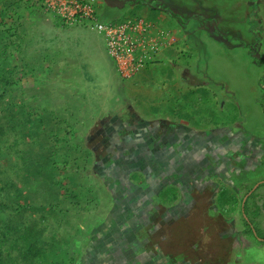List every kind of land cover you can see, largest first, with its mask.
Returning <instances> with one entry per match:
<instances>
[{
    "label": "rangeland",
    "instance_id": "1",
    "mask_svg": "<svg viewBox=\"0 0 264 264\" xmlns=\"http://www.w3.org/2000/svg\"><path fill=\"white\" fill-rule=\"evenodd\" d=\"M143 2L95 0L98 20L142 18L154 27L158 52L134 76L122 79L94 23L65 18V0H0V264H121L126 257L112 251L119 249L108 247L112 243L105 253L113 260L86 257L103 242L93 222L124 217L125 210H133L126 197L156 211L158 188L165 186L166 207L178 203L181 215L168 212L166 223L158 213L152 222L147 218L154 226L144 227L150 243L168 247L166 226L188 223L192 241L175 240L183 257L178 261L264 264V239L250 231L264 236V62L259 61L264 58V0H244L233 10L226 3L207 27L196 23L190 40L197 46L191 49L189 40L170 36L176 28L147 8L153 3ZM171 61L188 65L194 85L181 82ZM130 118L139 130L145 119L164 121L167 129L184 119L201 138L218 132L217 156L198 148L192 167L183 171L214 177L201 183L184 176L178 182L175 168L164 176L153 163L144 178L137 176L139 183L131 178V189L122 195L129 189L120 187L125 169L139 160L104 163V149L112 147L110 138L117 141L112 131L119 128L125 137ZM187 151L195 156L194 147ZM199 184L214 192V207L210 197H193ZM180 186L190 188L198 205L190 208L180 200ZM218 201L223 205L217 210ZM136 243L150 253L137 257L136 264L159 261L155 247ZM123 244L126 249L131 242Z\"/></svg>",
    "mask_w": 264,
    "mask_h": 264
},
{
    "label": "crops",
    "instance_id": "2",
    "mask_svg": "<svg viewBox=\"0 0 264 264\" xmlns=\"http://www.w3.org/2000/svg\"><path fill=\"white\" fill-rule=\"evenodd\" d=\"M124 1H128V0H124ZM143 1L153 3V5H151V6L147 5V8L157 12L159 18L167 20L168 23L172 22L174 27L176 28V29L173 28V30L169 33L170 36L172 38L173 37L182 38V41L184 40V42H185V40H189V42H188L189 46L188 47H189V49H191L193 44H195V46H197V43H195V42H193V44H192V40H193L192 39V29L194 28V26H196L195 25L196 23H199V20H196V19L192 20L190 18L187 20L188 17H190L194 14V11H192L190 9V8H192V6H190L188 8L187 6L183 5L181 2H185V3L186 2H192V1H194V3L198 2V1L201 2L202 4L200 3V7H201L200 11L197 9L196 12H203L204 8H206V14L207 15H203L202 17H204L205 19H211V16L215 14V10L218 13L219 12L222 13V10L225 8L226 3H231L232 10H233V7H236L238 2H241L244 0H143ZM165 6L168 7L170 10L174 11L179 16V18L181 19L180 20L181 22L178 19H175V18L168 16L167 13L162 11L161 9L164 8ZM178 8H180L183 11V13H180V12L177 13ZM155 12H153V14ZM229 15H230V13H229ZM200 22H201V20H200ZM205 22L206 21H204L203 25H200V26H203L204 28L207 27V25H205ZM212 33H213V31H212ZM195 38L196 37H194V39ZM190 39H192V40H190ZM177 43L180 44V42H177ZM182 45L185 46L186 43L182 42ZM186 47H187V45H186ZM183 50H184V48H183ZM170 64H171L170 67L175 69L174 71L177 74L179 73L181 75V76L180 75L179 76H180V80L182 83L186 84V82L188 81V84H186V85H188V86L194 85L193 81L195 80V78L193 77V75H191L190 68L188 67V65L184 64L183 66L179 65L178 67H176L175 65L172 64V61ZM178 70H179V72H178ZM181 77H182V79H181ZM190 81H192V83ZM176 82H177V80H176ZM102 98L104 99V96H102ZM119 108L121 109V106H119ZM129 108L133 109L135 114L140 113L137 109L133 108L131 105L129 106ZM145 122H147L146 119H145L144 123ZM156 122L158 124H160L159 123L160 121H156ZM162 122H164V121H162ZM179 122H180L179 126L174 125L171 128H175V130H183V131H191L192 129L195 131L197 130L195 128L190 127L188 125V123L184 122V119H181ZM166 124L164 123V125H166ZM129 125H130V121L126 122V126H127L126 128L127 129H130ZM168 125H170V123H168ZM187 125L190 128L185 127ZM177 127H180L182 129H180V128L178 129ZM194 133L200 135L197 131ZM177 174L178 175H176V173H174L175 178H176L175 181H178V182H181L182 178H185L184 176L190 177L188 175V173H186V172H184V173H182V172L178 173L177 172ZM138 175H140L141 178L145 177V176H143V174H138V173H134V172L130 173L129 180H125V187L121 188V190L123 189L125 191V189H127V188H129V189H127V191L123 192L122 195L125 194V197H126L128 191L131 189L130 186L133 185L132 180L137 181L138 183L140 182L141 178L137 177ZM213 177H214V175L212 173H209V174L204 173L201 175L195 174V175H192L190 177L191 179H189V182H191V180L193 178H194V180H196L198 178L199 182L202 181L201 183H206L207 181H211L210 178L212 179ZM131 178H133V179L131 180ZM128 184H131V185L129 187H127ZM199 186L200 187H196V189L193 190L194 191L193 197H196L197 200L202 198L203 201L205 200V199H203L204 196H205V198L210 197V198H212V200H211L212 201L211 202L212 207H214V204H213L214 192L213 191L209 192L208 189L203 188V186H201L200 184H199ZM166 188L167 187L165 186V187L158 189V193H157V196L155 198V200H158L157 205H155L156 211L153 210L152 207H149V205L140 204V203L135 204V202H137L138 199L135 200V198H134V200H133V198L129 199V197H126L127 200H129L131 202V205H132L131 208H133V210H131V209L125 210V212H124L125 216L124 217H121L120 214H117V215H115L114 220L113 221L110 220V221H108V223L107 222H101V221L99 222L98 221L99 218H97L93 222V225L95 226L97 238H98V236H100L99 241H101V240L103 241L102 246L100 249L95 250L91 254H87L86 257H88V259L90 261L94 260L95 262H96V259H103L104 257H109V256H111L110 259L113 260L112 254L105 253V251L107 250L108 247L111 248L113 246V247H117L119 249L113 248V249H111L112 251L120 253L119 255H122V257H126V260L121 264H136L134 260H136L137 257L140 256L142 258V257H147V256L149 257L150 256V253L148 251L142 252V250L139 249L140 246L136 245V244H138L136 242H138V240H140V242L145 241L147 244L151 245V247L152 246L155 247V250H153V251L156 252L155 256L157 258H159V261H157L155 264H161V263L162 264H178L179 262L180 263L184 262L183 264H196V262H194V261H190V262L189 261H183V260L178 261L179 258L183 259V257L180 253H177V248H176V243H175V240L176 241L177 240L183 241L184 238H186L184 240L192 241V228H191L190 224L185 223L182 227H180L179 224H175V223H174V225L166 226L167 227V236H169V238H170L169 239L170 245H168V247H165L164 243L162 246L160 244L157 246V244H154L155 243L154 241L152 243H150L149 240L151 239V237L148 235L146 230H144L145 229L144 227L147 225L145 218L150 219V222H152V221H154L153 217L157 213L159 214L158 218L159 219L161 218V223L163 221L166 223L167 219L165 216H167L168 212L170 214H172L173 215L172 217H174V218H177L181 215L177 209L178 203L172 205V207H166V206H169L167 203L168 201H166V198L168 196L167 195L168 191ZM186 189H182V186H180V189H178V191L181 194L180 200L182 199L184 201L185 205H188L190 208H192L195 206V204H197V201H195V199L194 200L192 199V191L190 190V188L188 190H186ZM134 192H135L134 193L135 195H138V194L140 195L139 190L138 191L136 190ZM185 196L189 197L190 200L186 201ZM245 200L246 199L244 198L243 199V205L245 203ZM138 201L141 202L143 200L139 199ZM222 205H223V203L218 201V203H217L218 207L216 206L214 209H217V208L221 209ZM139 210L143 211L142 216L140 215L141 213H138ZM117 213H119V212H117ZM138 215L141 217L140 219H139ZM88 220H89V222H91L90 216H88ZM147 226L152 228V230L154 229V226L151 223H149ZM150 228H149V234H151V232H152V230ZM135 234L137 236H135ZM138 234L140 235L139 238H137ZM221 236H223V235H221ZM116 239H119V240H116ZM125 241L126 242L130 241L131 245H132V247H131V245L126 247V249L128 251H126V249L122 248L124 245H126V244H123ZM107 243H112V245L110 244V246H108ZM115 243H116V245H114ZM104 246L106 248H102ZM120 247H121V249H120ZM131 249L133 250L132 252H131ZM111 250H109V251H111ZM175 251H176V253H175ZM140 257L138 258L139 260H140ZM87 261L88 260H86L84 263L89 264ZM102 264H107V262L104 260L102 262Z\"/></svg>",
    "mask_w": 264,
    "mask_h": 264
},
{
    "label": "built area",
    "instance_id": "3",
    "mask_svg": "<svg viewBox=\"0 0 264 264\" xmlns=\"http://www.w3.org/2000/svg\"><path fill=\"white\" fill-rule=\"evenodd\" d=\"M65 12L67 20L94 23V29L104 39L107 55L122 79L134 76L159 50L158 40L152 36L154 27L142 18L98 20L95 0H65Z\"/></svg>",
    "mask_w": 264,
    "mask_h": 264
},
{
    "label": "flooded vegetation",
    "instance_id": "4",
    "mask_svg": "<svg viewBox=\"0 0 264 264\" xmlns=\"http://www.w3.org/2000/svg\"><path fill=\"white\" fill-rule=\"evenodd\" d=\"M200 3L201 2H199V1L196 3H194V1H192V2H186V4H183V5L187 6L188 8L190 6H192V8H190V9L192 11H194V14L192 16L188 17L187 20L189 18L192 20H194V19L199 20V22L201 20L200 25H203V22L206 21L205 25H207V24L211 23L212 21L210 19H205L204 17H202L203 15H207L206 14V8H204L203 12H196L197 9L200 11V8H201ZM148 5L151 6V4H148ZM161 10L164 12L166 10H168L170 13H172L175 16L172 18L178 19L179 21L181 20L179 18V16L174 11L170 10L168 7L165 6ZM179 12L183 13V11L180 8H178V10H177V13H179ZM217 14L218 13L216 12L214 15L211 16V18L214 16H217ZM252 43H253V41L251 42V45L247 47V52H248L249 56L253 55V54L250 55V53H249V51H251V48H252ZM151 124H153V127L151 126L152 129L149 131L150 132V134H149L148 129H145V128H142L140 130L136 129L134 118H130V125H129L130 129L129 130L135 129L134 130V137L131 140H140V143L144 144V145L149 143V141L153 142L154 141L153 138L157 137V139H155V140L156 141L158 140L159 145L156 144L157 145L156 146L155 144H152L154 146L151 149V153L148 154V157H145V160H147L148 161L147 163L150 164V159H149V157H150L154 161V163L158 164L159 167H156V168H158V174L159 173L164 174V176H165L166 173H169L167 170H165L164 168H161V166H160V163L166 161V159H168V158L177 160V162L175 164L176 165L175 172L177 171L180 173L182 171H187V170H189L190 167H192V162H191L192 158H194V157L197 158V156L199 155V153L196 152L198 150V148L202 149L203 151L212 150V154H215L216 151H219V145L217 142V133L218 132L210 134V136L207 139V137L201 138V135H203V134L198 135L194 132L175 130V128L167 129V127L163 123H162L163 124L162 127L160 124H158V125L156 123H151ZM145 125H147L149 128L150 123H147V122L140 123V127H144ZM177 128L179 129L180 127H177ZM180 129H182V128H180ZM138 130H139V133H138ZM109 134L111 136L112 132H110ZM150 135H153V137H151ZM145 137H147V139L149 141L144 140ZM178 141H179V144H176ZM163 142L165 143V145L166 144L171 145L172 143H174V146L177 147L176 150H171V151L169 150L167 152L162 151L161 144ZM231 144H233L234 146H237L238 141L233 140V142ZM238 146H239V144H238ZM187 147H194L195 154H193V155H195V156H189V152L187 151ZM202 154L205 155V153H202ZM203 155H202V161H206L207 158H205ZM140 156H138V160L140 162L145 161V160H142ZM215 156H217V155L215 154ZM228 156H229V153H228ZM136 162H137V160H136ZM142 163H144V162H142ZM185 164H188V166H186ZM183 166L186 167V170L183 168ZM218 166H220V165H218ZM155 171H157V170H155ZM258 239H260V238H258Z\"/></svg>",
    "mask_w": 264,
    "mask_h": 264
},
{
    "label": "trees",
    "instance_id": "5",
    "mask_svg": "<svg viewBox=\"0 0 264 264\" xmlns=\"http://www.w3.org/2000/svg\"><path fill=\"white\" fill-rule=\"evenodd\" d=\"M139 2H143V1H140ZM144 3V2H143ZM169 16L171 17H175L172 13H170L168 10L165 11ZM250 55L253 54L252 50L249 51ZM259 61L261 63L264 62V58H261L259 59ZM142 123H144L143 121H141ZM155 123V122H153ZM160 123V122H159ZM157 124V123H156ZM161 127H162V122L160 123ZM153 127V124L150 123L149 125V128L150 127ZM146 129H149L147 125L144 126ZM143 127V128H144ZM151 127V129H152ZM171 128V127H170ZM135 130V129H134ZM134 130H129L127 129V131L125 130L124 133H125V137H122L121 135V132L119 130V128L117 130H114L112 131L113 132V136H112V139H117L116 142H112L111 138L108 140L111 142V145L112 147H108L106 146V148L104 149V155H105V158L103 160V162L105 163V161L109 162L108 160H113V163L114 161H122L123 158L125 159H128L130 160L131 158H138V156L141 157L142 160H145V157H148V154L151 153V149L153 148L154 145L152 144H158V140L156 141L155 139H157V137L153 138V142H150L147 137L144 138V140H148L149 143H147L146 145L144 144H141L140 143V140H131L130 138V135L131 134H134ZM148 133L150 134V132L148 131ZM148 134V135H149ZM112 135V134H111ZM151 137H153V135H150ZM130 139V140H129ZM104 145V144H103ZM101 145V147L103 146ZM156 145V146H157ZM161 147H162V151H171V150H176V146H174V143H172L171 145L169 144H166L163 142L161 144ZM139 154V155H138ZM106 159V160H105ZM150 159V164H148L147 160L145 161H142V162H139L137 161V163H132L131 165H128L127 168L125 169V173H124V182H123V185H121L120 187L121 188H124L125 187V180H129V177H130V173L134 172V173H138V174H142V173H145V170L147 168H152L154 165V161L149 157ZM133 162V161H132ZM153 162V163H152ZM176 162L177 160L176 159H171V158H168L166 159V161L164 162H161L160 163V166L161 168H164L165 170L169 171H173V169H170L169 167L172 166L173 168H176ZM140 163V164H139ZM147 163V164H146ZM139 164V165H137ZM156 164V163H155ZM112 166H115V165H112ZM163 166V167H162ZM108 168V167H106ZM175 172V171H174ZM183 173V171H182ZM159 189V188H158ZM185 200L186 201H189L190 198L185 196ZM145 221L147 223V218H145ZM148 224V223H147ZM250 231L253 232V234L257 237V238H262L264 239V236L261 235L262 233L258 230V229H255V228H251L250 227Z\"/></svg>",
    "mask_w": 264,
    "mask_h": 264
},
{
    "label": "clouds",
    "instance_id": "6",
    "mask_svg": "<svg viewBox=\"0 0 264 264\" xmlns=\"http://www.w3.org/2000/svg\"><path fill=\"white\" fill-rule=\"evenodd\" d=\"M243 205V204H242Z\"/></svg>",
    "mask_w": 264,
    "mask_h": 264
}]
</instances>
